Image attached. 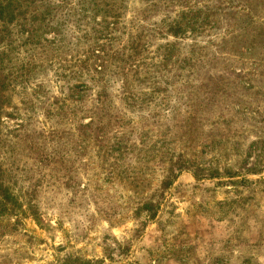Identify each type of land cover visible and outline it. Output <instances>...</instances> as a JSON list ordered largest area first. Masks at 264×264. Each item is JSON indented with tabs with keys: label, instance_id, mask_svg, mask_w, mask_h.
<instances>
[{
	"label": "rangeland",
	"instance_id": "1",
	"mask_svg": "<svg viewBox=\"0 0 264 264\" xmlns=\"http://www.w3.org/2000/svg\"><path fill=\"white\" fill-rule=\"evenodd\" d=\"M166 1L123 0L125 8L119 11L125 24L140 18L147 20V26L160 25L165 17L179 19L207 5L224 8L216 10L218 14L211 20L212 25L216 20L220 24L216 32L205 26L193 36L187 31L173 37L163 27L158 28L152 45L145 43L149 57L161 46L179 43L174 61L193 59L192 48L209 47L205 56L216 54L210 70L204 72L203 56L195 53L194 74H201L199 79L189 77L183 87L181 82L174 84L175 93H184L190 106L173 115L176 120L171 124L162 117L160 134L165 142L162 158L186 154L188 161L204 169L217 162L222 177L197 179L194 170H189L162 194L164 174L159 158L155 165L142 168L133 162V178L140 181L130 184L125 175L129 162L114 161L112 154L106 162L102 160L108 148L105 143H91L86 149L71 144L55 148L49 140L72 128L58 123L53 125L52 136L34 101V89L42 85L45 91L36 90L37 95L49 89L51 95L46 98L62 99L59 89L67 82L49 85L55 80L49 68V74L35 71L27 89L15 86L14 90L8 83L15 81L23 63L5 61L0 66L4 89L0 97V163L16 173L18 189L29 185L35 190L45 228L28 216L0 220V264H62L71 258L99 264H264V0ZM127 38V34L122 36L117 47ZM77 51L49 57L55 62L67 55L83 59ZM38 53L44 59L42 50ZM43 66L48 68V63ZM31 69L26 65V72ZM34 102L41 123L35 130L45 132L40 137L28 125L31 114L26 105ZM86 120L89 117L79 121ZM142 123L144 120L136 122ZM157 129L147 126L146 132ZM46 155L55 158L54 163L52 158L51 162L45 160ZM226 171L235 175L223 176ZM147 200L160 205L154 220L138 213Z\"/></svg>",
	"mask_w": 264,
	"mask_h": 264
},
{
	"label": "trees",
	"instance_id": "2",
	"mask_svg": "<svg viewBox=\"0 0 264 264\" xmlns=\"http://www.w3.org/2000/svg\"><path fill=\"white\" fill-rule=\"evenodd\" d=\"M111 1V4H105V1L100 0H0V66L5 61L23 63L15 81L8 83L9 86L14 90L15 86H24L25 90L27 85L34 81L32 76L35 71L38 74H47L50 68L55 80L50 81L49 85H55L59 81L67 82L65 87L59 89L62 99L50 96L46 98V95H51L49 89L43 95H37L39 92L36 90L45 91L42 85H39L34 89V101L46 117L51 131L55 130L53 125L58 123H65L72 131L66 134L57 133L55 138L52 131L53 137L49 141L54 143L55 148L71 144L74 148L84 145L86 149L91 143H105L108 148L103 152L102 160L106 162L105 158H111L112 154L116 156L114 161L129 162L126 164L125 175L130 184L140 181L139 177L133 178L132 171L136 169L132 165L133 162L142 168L155 165L157 158L162 162L160 168L164 174L160 185L162 194L173 186L178 177L189 170H194L197 179L222 177L217 162L210 169H204L188 161L186 154L179 155L178 158L172 157L170 160L162 158L165 156V142L162 143L163 137L160 134L161 127L164 126L162 117L171 124L176 120L173 115L190 106L186 103L187 98L183 97L184 93H175L174 84L181 82L183 87L189 77L199 79L201 74H194L193 61L196 54L203 56L201 63L204 72L210 70L209 66L216 60V54L213 57L212 53L205 56L204 52L208 51L209 47L198 48L197 51L192 48L193 59L174 61L179 43L161 46L158 52L150 57L145 43L150 41L152 45L158 28L163 27V30L173 37L185 35L187 31L193 36L205 26H212L216 32L220 24L216 20L217 23L212 25L211 20L217 16L216 10L221 12L224 8L220 5H207L204 10L195 9L189 14H182L179 19L165 17L160 21V25L146 26L147 20L141 21L140 18L125 24L120 12L125 8L123 0ZM174 1L176 0L166 2ZM230 6H234V3L231 2ZM199 13H202L203 17ZM125 34L129 38L118 48L117 44ZM49 35H54L55 38L47 39L46 36ZM104 39L109 42L102 44ZM224 41L228 43L227 40ZM82 44L86 47L78 48ZM47 48L52 51H45ZM76 49L77 55L83 56V59L76 60L77 57L67 55L60 62H55L49 57L52 54V58H56L60 53L65 55ZM182 49L184 50V47ZM40 50L42 55H45L44 59L39 56ZM23 54H26V57ZM46 62L48 68L43 66ZM26 65L32 69L26 72ZM20 75L24 80L17 77ZM5 82L3 81V84ZM159 87H163V90ZM3 90L1 84L0 97ZM35 102L26 105L28 113L31 114L28 125L34 134L41 124L38 122L39 108H36ZM133 114L135 117H131ZM83 117H89V120L79 121ZM137 120H144V123L138 125ZM147 126L160 129L155 133L146 132ZM109 131H112L110 136ZM44 133L43 131L37 135L44 136ZM80 139L83 141L78 144L76 141ZM73 150L70 148L71 153ZM58 154L60 155L59 152ZM43 158L51 162L52 156L46 155ZM54 161L55 158H52V163ZM234 175L233 172L226 171L223 176ZM18 184L16 173L0 163V220H9L14 216L18 219V215L28 216L40 227L45 228L35 201V190L31 191L29 185L18 189ZM159 207L154 201L147 200L141 203L138 213H146L149 220H154ZM62 264L99 263L71 258Z\"/></svg>",
	"mask_w": 264,
	"mask_h": 264
}]
</instances>
